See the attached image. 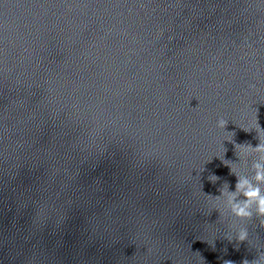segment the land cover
I'll use <instances>...</instances> for the list:
<instances>
[{
	"label": "water",
	"instance_id": "obj_1",
	"mask_svg": "<svg viewBox=\"0 0 264 264\" xmlns=\"http://www.w3.org/2000/svg\"><path fill=\"white\" fill-rule=\"evenodd\" d=\"M260 143L264 0H0V264H252Z\"/></svg>",
	"mask_w": 264,
	"mask_h": 264
},
{
	"label": "clouds",
	"instance_id": "obj_2",
	"mask_svg": "<svg viewBox=\"0 0 264 264\" xmlns=\"http://www.w3.org/2000/svg\"><path fill=\"white\" fill-rule=\"evenodd\" d=\"M227 119L225 118H219L217 120L216 127L219 130H224L227 126ZM220 147H222V144H220ZM249 149H251V146H249ZM249 149H245V153ZM254 151L258 153L264 154V143L258 144ZM219 159H222L219 153L215 156ZM262 159H264V156H262ZM226 166L228 165L227 161H222ZM255 169V184H253L251 181H249L246 177H240L237 176V183L235 185L236 191L229 193L226 189L220 190V194L218 196H211V195H205L207 198L209 205H210V211H216L219 213V219L224 215L222 211V204H221V197L227 196V205L229 206V213L230 217L235 218L236 221H245L250 219L253 216V212H255V215L259 217H264V191H262L260 185L264 184V163H256L254 165ZM230 172L234 175H236L235 170L230 168ZM219 178L214 176L213 180H218ZM237 194H242L244 197L243 201H237L236 197ZM233 225L229 223V227L231 228ZM235 239L238 242H249V234L246 228L239 229L235 234ZM232 239H229L231 241ZM225 264H232L231 261H226ZM244 264H249L247 260L244 261ZM252 264H264V252H261L259 254V257L257 260H254Z\"/></svg>",
	"mask_w": 264,
	"mask_h": 264
}]
</instances>
